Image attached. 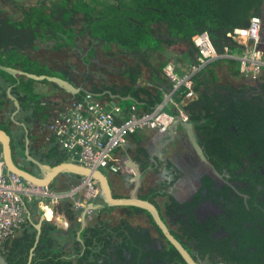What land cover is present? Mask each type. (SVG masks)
Segmentation results:
<instances>
[{
    "label": "trees",
    "instance_id": "obj_1",
    "mask_svg": "<svg viewBox=\"0 0 264 264\" xmlns=\"http://www.w3.org/2000/svg\"><path fill=\"white\" fill-rule=\"evenodd\" d=\"M7 1H11L9 11L12 12L0 11V64L3 66L48 76L66 71L62 65L53 66L44 59L47 63L43 61L44 65L54 74L46 72L43 63L35 57L39 50L50 53L73 50L87 69L91 61L100 64L101 54L110 58L118 54L132 60L117 58L124 63L123 73L133 86L93 82L88 89L84 88L86 92L70 95L69 100L81 99L89 93L127 110L135 106L141 109L140 113L150 112L163 101V93L171 87L163 68L168 63L176 68V61L173 63L176 56L190 59L186 71L178 68L176 71L191 75L195 98L186 102L187 89L180 86L173 92L172 100L182 102L181 108L187 114L183 122L192 128L199 176H203L200 172L204 167L200 153L220 174L219 190L212 187L213 180L208 175H204L202 182L209 197L211 194H215V199L223 197L220 202L224 213L217 221L213 220L216 227L222 225L229 235L211 237L210 230L206 229L209 224L199 223L190 213L192 205L198 202V192L192 201L184 203L170 196L165 215L169 218L170 212H177L179 216L173 221L162 218L168 225H175L172 234L196 260L264 264V76L253 77L254 85H249L250 81L241 85H216L208 64L192 73L193 66L199 63L192 37L206 31L216 46L226 43L239 48L226 34L245 27L251 16H260L262 0ZM61 33H70L71 40L66 42ZM145 68L153 77L146 80L151 86L137 83ZM86 74L88 77L89 71ZM64 77L68 79L67 75ZM87 77L80 84L68 81L84 87ZM41 84H47L52 91L60 89L46 79L12 76L0 69V128L6 126L17 136L23 134L30 120L28 112L38 107L36 103L44 92L38 89ZM12 98L19 103L18 111ZM164 111L175 122L165 138L169 140L171 132L184 127L176 107L166 105ZM16 139L24 145L23 135ZM64 154L67 152H60L57 162L64 159ZM166 169L172 168L167 164ZM72 204L68 199L55 205L57 212L68 221L66 229L53 221H43L42 212L36 221L29 216L1 245L0 257L7 264H186L168 241L165 247L154 249V238L147 227H134L127 220L115 225L100 219V213L109 208L94 210L97 217L81 226ZM129 209L145 212L136 207ZM50 215L48 210L46 216ZM36 225H40L39 230Z\"/></svg>",
    "mask_w": 264,
    "mask_h": 264
},
{
    "label": "built area",
    "instance_id": "obj_2",
    "mask_svg": "<svg viewBox=\"0 0 264 264\" xmlns=\"http://www.w3.org/2000/svg\"><path fill=\"white\" fill-rule=\"evenodd\" d=\"M260 27V17L253 15L245 27L235 28L226 34L232 43L239 46V55H234L229 47L219 50L206 31L194 35L192 46L196 50L199 63L193 66L192 73L209 62L223 58H236L242 73L255 76L264 71ZM163 72L171 87L165 99L150 112L137 113L135 106H131L128 110L129 116L126 118L121 116L118 119L116 115L122 113L120 106L113 104L107 108L103 101L85 93L81 99L70 100L62 112L49 120L48 132L55 143L67 152L72 162L90 169L106 168L112 172L119 171L123 164L119 158L113 157V151L123 145L129 135L142 129H149L154 135L160 137L167 133L173 122L172 115L165 113L163 109L168 103L178 109L182 121L187 120V114L181 108L182 102L172 100V94L177 88L184 86L187 89L184 99L195 98L191 88V75L178 73L171 63L163 68ZM81 186L97 191L96 183L85 177L80 185L70 190L60 193L52 192L49 187L37 186L23 180L17 174L8 172L0 154V247L15 230L25 224L28 214L24 206L25 199L49 198L51 204H56L62 199H69L73 202L76 220L81 226L93 221L94 209L85 208L80 199L74 196ZM49 202L40 200L39 206L44 220L53 221V210ZM48 210H52L50 218L46 217ZM63 226L67 228V220L63 222Z\"/></svg>",
    "mask_w": 264,
    "mask_h": 264
},
{
    "label": "crops",
    "instance_id": "obj_3",
    "mask_svg": "<svg viewBox=\"0 0 264 264\" xmlns=\"http://www.w3.org/2000/svg\"><path fill=\"white\" fill-rule=\"evenodd\" d=\"M227 38V37H226ZM225 38V39H226ZM228 39V38H227ZM230 41V40H229ZM231 42V41H230ZM225 47H229V50H233L232 53L234 55H239L240 50L238 48H232L228 44L223 43L217 46L219 50H223ZM231 48V49H230ZM238 49V51H236ZM264 50V48H262ZM79 57V55H77ZM126 61H128L130 58L126 56L119 57L118 54H115L113 58L110 60H101L100 57V64H95L90 62L88 65L89 68L87 69V65L81 63V59L79 57V61L77 63H71L67 60L66 63L62 64L61 68L66 69V71H62L60 75H54L61 78H64L65 80H72L73 82L80 84L82 79L86 76L85 73L89 71V75L87 77V80L85 81L84 88L88 89L93 82H96L98 84L107 83L109 85H116V87H121L124 85H131L130 79L127 77L126 73H123L124 69V63L118 62L120 58H122ZM117 58L119 60H117ZM232 59V60H231ZM233 60H236V58H223L219 60H214L212 62L207 63L208 68L212 70V73L214 75V79L216 81V85H226V84H232V85H241L245 81H250L249 85H254V81L252 80L253 77L258 78L259 76H264V71L260 72L258 75H251L240 72L238 69V63H234ZM110 61V62H109ZM132 62V60L130 59ZM176 61V64H175ZM176 65V68H178L179 71H186L189 68V64L191 63L189 58H185L182 56H176L174 58V62ZM195 63V62H194ZM128 64V62L126 63ZM175 67V66H174ZM175 68V69H176ZM62 69L58 68V71H61ZM67 75L68 79L64 76ZM53 76V75H52ZM149 78H153L151 76V72L148 71L146 68L142 71V75L140 78H138L137 83L142 85H149L146 80ZM170 84V83H168ZM133 86V85H131ZM169 86V85H168ZM162 87L166 88L165 84H162ZM132 88H129L131 90ZM168 90L163 93V100L165 99V95L168 93L170 88H167ZM166 90V89H165ZM128 96V95H127ZM125 96V97H127ZM71 98L70 94L65 92L62 89H58L55 91H52L50 88L49 91L43 92V94L40 95L38 98L39 101H37L36 105L38 106V109L36 108L37 112H34L33 110H30L28 114H30V120L26 124V126L33 122V120L36 123H42L41 129H46L45 125L46 123L56 114L59 112H62L65 107L68 105L69 99ZM106 104L107 108H110L114 102H106L104 100H101ZM168 106H171V104H167ZM141 110V109H140ZM139 109H136L137 113H140ZM18 111V109H16ZM122 113L117 114L116 117L118 119L123 117H128L130 112L125 108L121 107ZM24 126L25 132V138L28 139V154L29 151L31 152V157L34 159L41 161L43 163L48 164H57L61 162H70V163H76L72 162L67 154L64 156V159L61 162H57V159L60 158L59 154L61 151H63L62 148H60L57 145L56 149L50 148V146L47 144L48 142H53L51 139L54 140L52 135L46 131L47 137L46 141V150L43 154L39 151V143L34 144L35 137L38 135H33L30 133L29 128ZM172 124H170L169 129L166 134L160 136L154 135V133L149 129H142L138 130L137 132L131 134L128 136L126 142L117 147L113 151V157H117L120 159L123 164V167L120 168L117 172H112L106 168L100 169L104 172L106 175L110 187L111 192L114 197H120V198H126L130 197V195L133 193L134 190V169L131 161L134 163L135 167L139 169L140 171V183L136 190V195L139 198L142 199H148L151 201L157 209L159 210V213L162 217H165L166 214V203L170 200L169 197L173 195H177L178 197L181 196L187 188V185L184 186H176L169 182L170 178L168 175V171L166 169V165L168 164L169 167L174 169H178L177 166H183L188 167L187 162L185 160V157H187L192 165L197 166V151L195 149L194 144L192 143V140L189 137L188 132L182 129L177 130L176 132H171V137L169 140H165V138L168 136L170 127ZM29 127V126H28ZM172 130V127H171ZM45 133V135H46ZM27 136V137H26ZM65 151V150H64ZM46 160V161H45ZM25 165L32 166L34 164L30 159H26L24 161ZM30 162V163H29ZM180 162H183L180 163ZM78 164V163H76ZM35 167V165H34ZM27 169V167L25 166ZM167 171V172H166ZM85 179V177L78 176L72 173H61L57 175V177L54 179V183L49 186V189L52 192H65L67 190H70L73 187H76L81 184V182ZM92 180V179H91ZM93 181V180H92ZM95 182V181H93ZM187 184L186 177L184 178V182ZM171 185V188L169 186ZM97 191L91 190L90 188L86 186H81L79 192H77L74 196L76 199H80L82 202V205L86 208H90L92 205H100L102 204V200L98 197V186L96 184ZM167 191V192H166ZM173 194V195H172ZM25 208L28 212L27 218L31 216V220L36 221L37 218L41 215V207L39 206L37 208V204H39L40 200L49 202V198H36L33 197L31 200L25 199ZM67 200V199H62ZM60 200L59 202H61ZM39 201V202H38ZM58 202V203H59ZM36 203V205H35ZM27 204V205H26ZM50 206L53 210L54 220L55 223H57L62 229H66L63 226V222L66 221L64 218V215L59 214L55 208L56 204H51L49 202ZM102 209V208H97ZM94 209V210H97ZM128 207H109L107 211H103L100 213V219H107L111 220L113 222L114 218H126L129 221L135 222L141 221V224H144L147 227H150L148 224L150 223V220H148V215L145 212H136L134 209L127 210ZM52 216V214H51ZM51 216H46L50 218ZM97 217V213L94 211L93 219ZM135 219V220H134ZM43 221L44 218H43ZM41 222V221H39ZM49 222V221H48ZM113 224V223H112ZM68 227V226H67ZM151 228V227H150ZM153 232V229L151 230V233Z\"/></svg>",
    "mask_w": 264,
    "mask_h": 264
},
{
    "label": "water",
    "instance_id": "obj_4",
    "mask_svg": "<svg viewBox=\"0 0 264 264\" xmlns=\"http://www.w3.org/2000/svg\"><path fill=\"white\" fill-rule=\"evenodd\" d=\"M0 69L14 76L18 74V75H24L33 80L46 79L49 82L55 83L60 89L69 93L70 95L78 94L81 91L82 92L87 91L84 89L83 86H75L70 81L65 80L64 78H61L58 76L37 75L34 73L21 71L20 69H17V68L3 66L1 64H0ZM221 92L225 93L226 91L222 90ZM258 92L262 94L260 89L258 90ZM12 99L14 101L16 109H19V103L17 102V100L15 98H12ZM171 124H172L171 127H173L175 125V122H172ZM180 124L187 130L189 137L193 143L194 137H193V132H192V128L190 124L188 122H183L181 120H180ZM171 127H170V130H171ZM12 141H13V138L11 137L9 132H7L3 128H0V153H1L2 159L5 164V169L8 172L17 174L23 180L28 181L32 184H35L37 186H44V187H49L54 181V179L57 177V175L61 173H72L78 176L90 178L93 181H95V183L97 184L98 197L102 200V204L90 206L92 209L121 207V206L122 207H136V208L142 209L147 214L150 215L153 222L155 223V225L157 226V228L160 230L161 234L163 235L164 239L168 241L177 250V252L180 254L181 258L184 260L186 264H225L224 262L205 263V262L194 259L189 254V252L185 249V247L179 242V240L171 233L169 226L161 217L159 210L157 209L155 204H153L148 199H142V198L137 197L136 190L140 183V171L138 168L135 167L132 161L131 163L134 169V176H133L134 190H133V193L130 195V197L120 198V197L113 196L109 181L106 175L104 174V172L100 169H90L80 164L70 163V162H61V163L51 165V164L43 163L41 161L34 159L28 154V150H27L28 149L27 147L28 139L27 138L25 139L27 158L30 159V161H32L33 164H35L36 171L31 172L30 170L22 168L13 159V155H12L13 152L11 148ZM200 158L202 159L204 163H208L206 160V157L201 153H200ZM185 160L188 162L187 165L189 169L191 170V172L195 173L193 171L192 163L190 162V160L187 157H185ZM212 171L214 172L215 175L218 176V173L217 171H215L214 168H212ZM39 227L40 225H36V228L38 230H39ZM156 243H157V246L160 247V244H161L160 241L157 240ZM0 264H7V263L3 260V258L0 257Z\"/></svg>",
    "mask_w": 264,
    "mask_h": 264
},
{
    "label": "flooded vegetation",
    "instance_id": "obj_5",
    "mask_svg": "<svg viewBox=\"0 0 264 264\" xmlns=\"http://www.w3.org/2000/svg\"><path fill=\"white\" fill-rule=\"evenodd\" d=\"M259 17L261 20L260 44H261L262 48H264V0H262ZM21 125H23V124H21ZM15 127H17V125ZM13 145H14V147H12ZM11 148H12V152H13V154H12L13 159L18 165H20L22 168H25V166H26L27 170H30L31 172L36 171V166L34 167L35 164L32 166H30V164L29 165L24 164L25 162L22 161V159L20 158V156L18 154V149H17L18 147H16L15 144H13V142L11 144ZM199 158H200V156H199ZM180 163L183 164V162H180ZM31 164H33V163H31ZM187 164H188V162H187ZM183 165L177 166V168H178L177 170L174 169V167H173L172 168L173 170L169 169V171H168L169 172L168 175H169V177H171L169 182H171V184L174 185L173 187H176V186L179 187V186L187 185L186 191L181 196L178 197L177 195L172 194L173 198L178 200L181 203H184L186 201L190 202L195 198V194L198 192L199 193L198 202L195 203L194 205H192L190 213L196 218V220L199 223H202V224L208 223L209 224V226L206 229L210 230V236L211 237H213V238L219 237L220 238L223 236H228L229 234L225 231L224 227L222 225H220L219 227H216L217 224L213 220V219H215L217 221L220 218V216L224 213L223 205L220 202V200L223 197L220 196L218 199H215V198H217L215 196V194H211L209 197L207 194V187L203 186V182H204L203 177H204V175H208L213 180V186L212 187L215 188L216 190H219V188L221 187V185H220V174L218 172H217L218 176L214 174V172L212 171V167H211L209 162L203 164L204 167L201 169V172H200L201 174L203 172V176H199V172L197 171V167L195 165L194 166L192 165L193 171L195 173H192L189 168L184 167ZM185 177H186L187 184L183 183ZM202 178H203V182H202ZM229 185H232V184L229 183ZM169 188H171V185L169 186ZM168 216H169V218L167 217V215H165L164 219H167L168 221H169V219H171L173 221L179 215L177 212H170L168 214ZM148 218H149V216H148ZM168 226H169L170 231L176 230L175 225L170 224ZM147 228L150 230V234H151L152 229L154 231H156V233L158 234V237L153 239L152 247H154V249H156V250L165 247L166 246V240L163 239L159 235L158 231L153 226L151 228H149V227H147ZM157 240H159L161 243L160 247L157 246V243H156Z\"/></svg>",
    "mask_w": 264,
    "mask_h": 264
},
{
    "label": "rangeland",
    "instance_id": "obj_6",
    "mask_svg": "<svg viewBox=\"0 0 264 264\" xmlns=\"http://www.w3.org/2000/svg\"><path fill=\"white\" fill-rule=\"evenodd\" d=\"M21 1H26V2H29L30 3V1H32V0H21ZM10 5H12L11 4V1H7V0H0V11L1 10H7V11H9V10H11V7H10ZM9 12H12V11H9ZM61 35L62 36H64V38L63 39H65V41L66 42H69L68 40H71V37L69 36V35H71L70 33H65V34H62L61 33ZM59 45H62V44H59ZM154 45V44H153ZM73 50H71V51H63V52H53V53H50L48 50L47 51H38V53H36L35 54V57L36 58H38V59H40V62H42L43 64H41L42 65V67H43V69L46 71V72H51V70H50V68L47 66V65H44L46 62L47 63H51L53 66H58V65H62L63 63H66L67 62V60L68 61H70L71 63H77L80 59H79V57L77 56L78 54L77 53H74V52H72ZM236 51H238V49H236ZM100 57H101V60H104V61H106V60H110L111 58L110 57H105V55L104 54H101L100 55ZM14 58V56L11 58V61H12V59ZM44 59H46V60H44ZM106 59V60H105ZM45 63H44V62ZM110 62V61H109ZM128 62H130V59L128 60ZM46 63V64H47ZM82 63V62H81ZM32 70V69H31ZM51 73H53V72H51ZM54 74V73H53ZM11 75V74H10ZM42 75H45V74H42ZM55 75H58L57 73H55ZM60 75V74H59ZM12 76H14V75H12ZM20 80H22V78H20ZM21 87V86H20ZM51 87L50 86H48L47 84H45V85H43V84H41L40 86H39V88L38 89H40V90H43L44 92H46V91H49V89H50ZM187 101H189L188 99H186V102ZM37 109H38V107H37ZM34 112H35V110H36V108H34V109H32ZM37 122V121H36ZM34 120H33V122H31V123H29L28 125H27V127L29 128V130H30V133L31 134H33L34 136L35 135H38L37 137H35V140H34V144H36V143H39L40 145H39V151H41L42 153L41 154H43L45 151H47L46 150V143H47V139H46V137H47V133H46V131L48 132V129H47V124H48V122L46 123V125H45V128L46 129H41L42 128V123H36ZM1 127H4L3 125H1ZM3 129H5L7 132H9V134L11 135V137L13 138V144H15V146L16 147H18L17 149H18V154H19V156H20V158L22 159V161H25L26 159H28L27 158V154H26V144H25V134L27 133V132H25V131H23V134L21 133V135H20V133H18V136L16 135V134H13V132H11L9 129H8V127H4ZM45 133H46V135H45ZM28 134V133H27ZM48 134H49V132H48ZM23 135V137H24V145H21V144H19V142H18V140L16 139L17 137H21ZM27 137V136H26ZM51 141H53V142H48L47 144L50 146V148H53V149H56L57 148V144L55 143V141L53 140V139H51ZM12 147H14V145L12 146ZM29 155H31V152L29 151ZM46 161V160H45ZM55 181H53L52 182V184L54 183ZM51 184V185H52ZM25 201L26 200H24V206H25ZM27 205V204H26ZM35 205H36V203H35ZM39 207V204H37V208ZM107 220V219H106ZM122 220H127L132 226H134V227H136V226H143V227H147V226H145L144 224H141L142 222L141 221H135V222H133V221H129L128 219H126V218H123V217H120V218H114V220H113V222H111V220H108V222H110V223H113V224H118V223H120ZM135 220V219H134ZM149 220V219H148ZM141 222V223H140ZM150 227H152V225H151V223H149L148 224ZM149 227V228H150ZM151 237L152 238H157L158 237V234L156 233V231H154L153 230V232L151 233Z\"/></svg>",
    "mask_w": 264,
    "mask_h": 264
},
{
    "label": "bare ground",
    "instance_id": "obj_7",
    "mask_svg": "<svg viewBox=\"0 0 264 264\" xmlns=\"http://www.w3.org/2000/svg\"><path fill=\"white\" fill-rule=\"evenodd\" d=\"M51 214H52V210H51ZM51 216V215H50Z\"/></svg>",
    "mask_w": 264,
    "mask_h": 264
}]
</instances>
